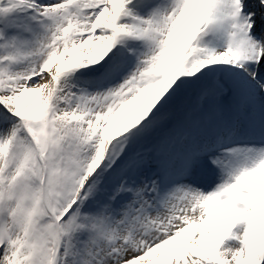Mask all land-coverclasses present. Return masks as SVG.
Masks as SVG:
<instances>
[{"label":"snow or ice","instance_id":"6c2138e0","mask_svg":"<svg viewBox=\"0 0 264 264\" xmlns=\"http://www.w3.org/2000/svg\"><path fill=\"white\" fill-rule=\"evenodd\" d=\"M0 264H264V0H0Z\"/></svg>","mask_w":264,"mask_h":264}]
</instances>
